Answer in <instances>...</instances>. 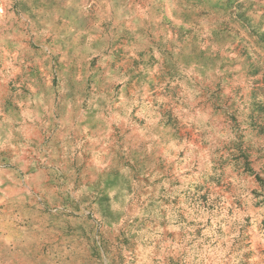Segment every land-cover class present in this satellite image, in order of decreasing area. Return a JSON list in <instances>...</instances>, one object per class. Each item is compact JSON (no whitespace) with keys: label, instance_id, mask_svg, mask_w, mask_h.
<instances>
[{"label":"rangeland","instance_id":"374dc122","mask_svg":"<svg viewBox=\"0 0 264 264\" xmlns=\"http://www.w3.org/2000/svg\"><path fill=\"white\" fill-rule=\"evenodd\" d=\"M75 2L0 49V264H264V0Z\"/></svg>","mask_w":264,"mask_h":264},{"label":"crops","instance_id":"0c3cea01","mask_svg":"<svg viewBox=\"0 0 264 264\" xmlns=\"http://www.w3.org/2000/svg\"><path fill=\"white\" fill-rule=\"evenodd\" d=\"M62 8L75 10L77 8L75 0H64V3H55L52 0H13L10 10L7 9L5 12L9 16L7 21L10 23L8 24L7 21L3 23V9L0 7V49L3 46V48L9 49L12 54L16 52V57H18L20 55L18 50H25V45L27 48L28 43L34 44L36 35L42 36L47 42L51 41V36L54 33H58V35L65 33L62 28L58 32L62 24L69 26V33L67 32L69 35L81 33L83 29L88 27V24L86 26L80 25L75 17L70 16L68 13H61ZM80 17H84L83 12L80 13ZM5 30L10 35L9 38L7 36L4 38ZM48 50L49 48L46 47L41 53L47 54ZM28 53L33 57L35 54L34 48L30 47ZM42 57H45L43 64H49V61H47L48 56L42 55ZM14 73H17V71Z\"/></svg>","mask_w":264,"mask_h":264}]
</instances>
